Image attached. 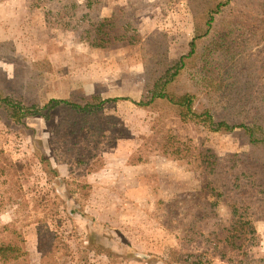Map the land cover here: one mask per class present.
I'll list each match as a JSON object with an SVG mask.
<instances>
[{"label":"rangeland","instance_id":"rangeland-1","mask_svg":"<svg viewBox=\"0 0 264 264\" xmlns=\"http://www.w3.org/2000/svg\"><path fill=\"white\" fill-rule=\"evenodd\" d=\"M83 1L0 0V41L17 47L16 56L0 57V82L11 92L35 96L38 89L31 84L38 81L47 96L73 103L91 95L140 101L145 84L142 45L155 46V33L162 32L170 59L189 52L193 22L187 0H102L86 17ZM248 1L253 8L254 0ZM100 24L97 39H105V32L110 38L102 47L91 45L88 37L93 34H86ZM229 44L240 58V70L254 61L255 68L264 66V35H236ZM44 59L50 70L35 77L32 61ZM176 85L175 91L200 93L192 70L182 73ZM71 113L54 108L47 117L27 118L28 128L19 129L0 108V244L16 239L27 252L21 264H175L192 251L176 237L175 216L167 215L193 210L203 180L199 170L181 161L183 153L173 151L188 143L225 158L240 150L242 134L214 132L190 117L184 120L165 101L144 108L119 100L87 118ZM36 151L58 172L51 179L44 174L38 180L28 177L22 185L5 156L19 159ZM187 154L188 160L191 152ZM58 181L67 205L61 222L45 215L53 201L51 185ZM38 191L46 199L37 205ZM237 214L255 228L264 253V223L254 219L252 208ZM7 224L16 230H4ZM54 234L69 244L67 256L52 252L47 257L44 247Z\"/></svg>","mask_w":264,"mask_h":264},{"label":"trees","instance_id":"trees-1","mask_svg":"<svg viewBox=\"0 0 264 264\" xmlns=\"http://www.w3.org/2000/svg\"><path fill=\"white\" fill-rule=\"evenodd\" d=\"M101 2L84 0L81 6L87 9L85 17L90 11H96L99 8L97 4ZM250 4L248 0H187L193 22L189 52L170 59L167 34L162 32L155 33L158 40L155 46L149 43L146 47L143 44L141 59L145 84L140 101L130 97L91 95L73 103L69 99L47 96L38 81L31 84L38 89L32 97L25 93L16 95L0 82V108L19 129H25L28 128L27 118L47 117L54 108H66L73 111L72 116L87 118L96 115L104 104H115L119 100H129L144 108L165 101L179 110L180 118L187 120L190 117V120H196L211 131L230 133L238 130L243 138L241 148L225 158L206 154L203 148H195L188 143L173 151L183 153L184 156L179 157L183 159L181 161L199 170L203 180L193 210L167 215L169 218L170 215L175 216L172 220L178 241L183 246L190 244L192 249L181 254L175 264H264V253L258 248L259 237L257 239L255 228L249 220L237 214L239 209L252 208L254 219L264 223V66L255 68L254 61L240 70V58L233 55L229 44V40L236 35L252 31L264 35V1L254 0L253 8ZM102 26L87 29L90 30L86 31L87 35L93 34L88 37L91 38V45L102 47L105 41L110 40L106 32L105 39H97ZM116 38L123 39L125 35ZM132 38L129 40L135 42ZM16 54L15 43L0 41L1 58H12ZM32 62L35 77H43L45 68L50 70V63L45 59ZM190 70L198 77L200 93L188 89L175 91L180 75ZM59 130L60 126L53 134L55 139L60 134ZM189 152L187 160L184 157ZM5 159L6 166L16 170L18 179L24 180L22 185L28 177L34 176L38 180L44 174L51 179L58 172L49 158L39 151L19 159L6 156ZM211 175L218 176L219 181H209ZM60 183L62 181L51 185L53 201L45 210V215L61 222L60 214L67 205L59 189ZM45 199V194L36 193L37 205L44 203ZM11 226L13 224L2 227L15 231ZM19 236L23 240L21 235L16 238ZM69 248L66 240L54 234L52 243L47 249L44 247V251L47 257L52 252H61L64 257ZM25 254L27 252L16 239L12 243L0 244V264H21L23 259L26 260ZM106 255L114 257L112 252Z\"/></svg>","mask_w":264,"mask_h":264}]
</instances>
